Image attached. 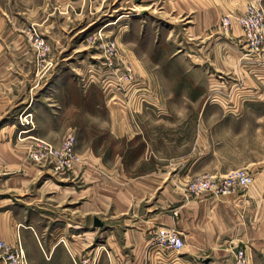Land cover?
Returning <instances> with one entry per match:
<instances>
[{
	"label": "rangeland",
	"instance_id": "obj_1",
	"mask_svg": "<svg viewBox=\"0 0 264 264\" xmlns=\"http://www.w3.org/2000/svg\"><path fill=\"white\" fill-rule=\"evenodd\" d=\"M248 4L264 10V0H0V143L10 141L15 159L0 169V221L27 264H153L150 238L141 258L122 233L136 230L137 213L158 200L195 197L186 188L210 165L193 168L208 149L203 140L217 153L213 164L231 168L225 175L262 169L264 100L242 78L251 67L235 47L242 48L238 27H218ZM67 130L83 158L91 150L108 166L121 156L124 182L143 191L128 193L125 215L113 211L119 178L89 171L96 186L84 194L88 184L75 172L53 174L25 160L33 139L56 146ZM56 135V144L40 138ZM189 145L185 168L173 158ZM256 213L253 242L238 249L245 264H264V210Z\"/></svg>",
	"mask_w": 264,
	"mask_h": 264
},
{
	"label": "crops",
	"instance_id": "obj_2",
	"mask_svg": "<svg viewBox=\"0 0 264 264\" xmlns=\"http://www.w3.org/2000/svg\"><path fill=\"white\" fill-rule=\"evenodd\" d=\"M238 44L236 43L235 47L238 51H240L238 52L240 54L242 48L239 49V47H237ZM239 46L241 47L240 44ZM248 74L251 78H247L246 76L242 77L245 84L250 89H255L256 91H252V93L254 95L259 94L258 96L263 97L264 100V91H257V85L264 87V68L251 67V71L250 73L248 72ZM235 80L238 81V78L236 77ZM239 81H242L241 78ZM57 110L59 109H56L55 113H58ZM237 112L241 113L242 109L240 108L239 111L237 109ZM3 129L5 128H2L0 132L3 131ZM59 137L60 136L56 135L41 136L40 138L56 144ZM202 143L203 144L201 145L207 146L208 149L205 151L200 150L199 160L194 165L192 164L193 168L203 165L205 161H210V165L206 167V172L203 174L215 177L225 176L227 170L231 168H224L220 165V162L216 158V161L213 164L212 159L217 155V153H215L214 150H211V144L208 141L205 142L203 140ZM12 152L13 148L9 140L0 143L1 170L9 169L7 167L10 166L11 162L15 161ZM191 154L192 148L191 145H189L187 153H184L179 157H175L173 160L180 162L181 164L185 163L184 166L186 168L188 166L189 159H192ZM84 159L85 164L78 168V171L72 175L73 179H75L77 183L84 182L85 184H88L82 193H92L93 188L96 186L94 184L96 183L97 178L89 177L87 175L89 171L101 173L104 177L108 178L107 180L109 181H111V176H114L116 179L119 178L121 182L119 186L120 198L118 205H116L113 211H116L119 215H125L128 212L130 205L128 193L132 192L139 194L143 193V191L141 190L142 188H139L138 186L129 189L127 182H124L126 177L124 176L121 156L116 155L113 158V163L108 166L104 163L101 156L93 154L91 150H88L85 153ZM193 162H195V160ZM249 170L253 177V184L251 189L242 195L235 192L222 197L201 194L195 197L190 196L189 199L186 198V196L178 200L175 198L173 201L168 199V201L162 202V204L158 200L152 206L147 208L149 211L146 209L144 213H137V218L135 220L136 230L127 229L122 233V238L129 237L131 239L130 242L133 243L129 252L131 256H141L142 258L146 252L145 247L147 238L151 239L156 233V231L152 230V228L154 227V229H157L158 226H162L168 229H174L180 234L184 245L183 253H180L182 257L177 259L175 258L176 260L174 261L170 260L166 262L163 259H160L158 261H153V264H200L197 262V259L199 258L209 259L210 264H231L233 255L238 249L241 247H250L251 242H253L249 236L250 226L255 223L257 217L256 211L264 210V202L256 201L258 200L257 196L260 193H264V166L259 171ZM27 172L31 173V170ZM80 193L81 192L79 191V194ZM138 201L139 200L136 199L133 203H131L133 205L131 209L132 215L138 205ZM105 203L106 202H104V204ZM173 204H175L177 208L174 209L172 213L171 211H169V213L163 212L165 207L169 208ZM90 206L91 205L89 203H84L82 208L83 210H92L95 214L96 209H92ZM93 206L96 207L95 205ZM105 207L107 209L108 204H105ZM241 216L246 218V223L243 222L242 226L239 223ZM134 233L136 235H133ZM20 235L22 238V233H20ZM20 235L17 230L18 239L20 238ZM0 240L4 242H7L8 240L7 227L3 218H1L0 221ZM128 255L129 254H126V256ZM136 264L141 263L136 262Z\"/></svg>",
	"mask_w": 264,
	"mask_h": 264
},
{
	"label": "built area",
	"instance_id": "obj_3",
	"mask_svg": "<svg viewBox=\"0 0 264 264\" xmlns=\"http://www.w3.org/2000/svg\"><path fill=\"white\" fill-rule=\"evenodd\" d=\"M232 25L238 27L241 34L240 41L244 50L241 64L264 68V10L259 4H248L239 15L223 16L218 23L219 29L223 32L230 30ZM25 160L39 168H46L53 174L73 173L85 164V159L75 153L74 135L69 130L62 135L56 146L33 139ZM252 182V175L244 169L222 177L203 174L189 183L186 193L193 196L209 194L222 197L246 190ZM183 247V241L176 230L161 228L149 240L147 251L148 254H153L156 261L163 259L167 262L172 258L171 255H178ZM245 258V250H237L231 264H245ZM0 264H27L18 241L7 243L0 240Z\"/></svg>",
	"mask_w": 264,
	"mask_h": 264
},
{
	"label": "water",
	"instance_id": "obj_4",
	"mask_svg": "<svg viewBox=\"0 0 264 264\" xmlns=\"http://www.w3.org/2000/svg\"><path fill=\"white\" fill-rule=\"evenodd\" d=\"M93 226L94 227H101L102 224L97 219H95L93 221ZM197 262L200 263V264H210V260L206 259V258L205 259L199 258V259H197Z\"/></svg>",
	"mask_w": 264,
	"mask_h": 264
},
{
	"label": "bare ground",
	"instance_id": "obj_5",
	"mask_svg": "<svg viewBox=\"0 0 264 264\" xmlns=\"http://www.w3.org/2000/svg\"><path fill=\"white\" fill-rule=\"evenodd\" d=\"M20 121H22V123H24L25 119L20 118Z\"/></svg>",
	"mask_w": 264,
	"mask_h": 264
}]
</instances>
